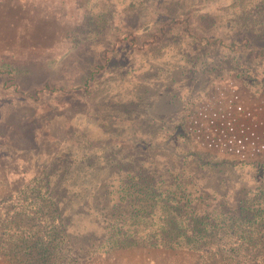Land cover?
I'll list each match as a JSON object with an SVG mask.
<instances>
[{"label":"rangeland","instance_id":"rangeland-1","mask_svg":"<svg viewBox=\"0 0 264 264\" xmlns=\"http://www.w3.org/2000/svg\"><path fill=\"white\" fill-rule=\"evenodd\" d=\"M62 1L31 13L33 0L0 3V64L17 71L0 72V169L12 210L24 208L25 187L57 215L36 220L41 242L50 225L60 229L46 264L106 263L94 250L123 177L138 187L182 171L192 189L232 204L253 177L264 180V154L214 133L191 108L227 82L264 95V57L251 52L264 49V0H79L69 33L45 13ZM244 162L258 169L228 168ZM43 262L34 248L10 263Z\"/></svg>","mask_w":264,"mask_h":264},{"label":"trees","instance_id":"trees-1","mask_svg":"<svg viewBox=\"0 0 264 264\" xmlns=\"http://www.w3.org/2000/svg\"><path fill=\"white\" fill-rule=\"evenodd\" d=\"M40 3L41 0H33L30 13ZM79 6V0H63L56 9L45 13L57 30L69 33L76 14L80 15ZM39 8L42 10V6ZM251 52L255 57H264V49ZM0 72L11 78L17 71L2 63ZM237 87L233 82L218 86L219 96L209 98L199 112L201 105L192 102L193 116L247 152L264 154V95L253 90L243 96ZM25 124L15 125L13 130L22 129ZM1 125H7L4 116ZM197 161L205 163L198 157ZM242 166L249 171L258 169L245 162L228 168L234 171ZM6 177L0 169V264H12L13 257L29 255L34 248L42 249L46 264L51 259L52 240L60 229L56 231L58 226L50 225L41 242L34 239L36 220L42 216L43 223L58 222L57 215H46L47 205L42 208L38 196L32 199L25 187L16 192L24 208L12 210L15 193H11ZM187 179L184 172L177 171L173 179L142 182L137 187L130 181L123 182V177L115 187L116 196L109 199L110 193L105 194L109 207L106 204L107 226L94 250L107 257L105 264H264V180L253 177L245 196L232 204L220 196L210 199L200 188L192 189L193 180ZM46 199L55 202L54 195ZM29 220L30 228L25 226Z\"/></svg>","mask_w":264,"mask_h":264}]
</instances>
